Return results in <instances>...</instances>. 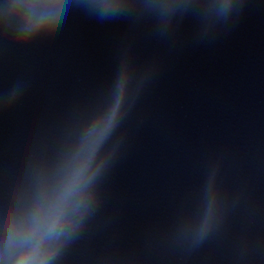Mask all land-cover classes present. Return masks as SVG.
Here are the masks:
<instances>
[{
	"label": "clouds",
	"instance_id": "9594fccd",
	"mask_svg": "<svg viewBox=\"0 0 264 264\" xmlns=\"http://www.w3.org/2000/svg\"><path fill=\"white\" fill-rule=\"evenodd\" d=\"M34 225L36 228L42 229L48 233L53 232L56 228L55 221L44 223L37 219L36 221H34ZM30 240L31 237L28 235H24V234H17L15 236L10 235V242H14L18 246H24L28 244ZM33 260H34V256L32 255V253L26 251L16 258L15 264H32Z\"/></svg>",
	"mask_w": 264,
	"mask_h": 264
}]
</instances>
